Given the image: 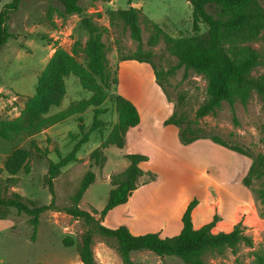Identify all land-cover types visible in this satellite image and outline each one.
<instances>
[{
	"label": "rangeland",
	"instance_id": "1",
	"mask_svg": "<svg viewBox=\"0 0 264 264\" xmlns=\"http://www.w3.org/2000/svg\"><path fill=\"white\" fill-rule=\"evenodd\" d=\"M9 1L11 0H0V9ZM78 2L84 8L81 14H65L61 0H19L18 8L7 20L8 30L13 37L0 48V166L7 152L13 147H28L34 142L40 148V151L32 148L28 161L29 171H20L18 183L7 192L16 191L25 199L34 200L36 204L49 203L52 195L44 180L48 160L57 161L59 155L69 152L83 133L87 132L89 138L76 153L77 160L60 168V172L53 179L54 203L58 210L49 209L40 213L35 239L31 238L32 226L25 213H18L11 207L7 215L0 219V264H82L76 244L80 241L86 225L81 218L71 216L63 208L71 204L70 196L77 190L84 173L90 168L95 178L84 191L79 206L89 211H97L94 215L98 217V211L105 205L112 187L110 176L122 171L128 162L124 158L127 154L126 148L109 145L104 149L106 160L103 165L89 167L90 151L100 144L118 119L113 103L116 65L121 57L131 55L137 49L138 43L131 37L128 27L109 24L106 9L127 8L132 5L140 8L145 16L172 36L194 33L192 7L186 0ZM82 17H89L102 29L101 40L107 50L106 69L109 80L107 84L100 83L99 79L97 82L102 85L105 99L99 105H91L80 113H74L51 124H42L38 131L33 132L31 129L42 118L54 115L71 103L89 98L93 94L91 90L82 87L72 73L62 74L58 58L54 59V70H48L43 77L44 84L39 85L42 71L57 50L72 54L81 64L86 63L84 46L88 31L80 23ZM205 30L206 26L201 24L200 32ZM150 33L151 26L141 20L142 48L153 51L151 58L157 69L163 73V88L174 104L176 115L194 119L195 110L208 97L206 80L192 70H186L184 66L178 67L169 75L164 74L177 59L164 49L162 41L149 47L146 41ZM251 45L264 54V39L252 42ZM252 73L264 74V57ZM60 80L62 94L54 87ZM39 89L40 94L27 103L28 98L33 97ZM57 96L59 100L54 103ZM94 107L101 110L97 115L101 126L90 130ZM193 126L201 127L204 133L215 135L229 145L242 147L250 154H264V99L256 93H252L245 104L238 100L232 104L222 100L214 113L198 118ZM4 133L6 136H3ZM199 151L202 152L200 149ZM203 159L197 158L194 165H207V160L203 162ZM147 172L155 174L152 171ZM5 175L4 172L1 173L2 177ZM147 178L149 179L148 174ZM263 188L264 176L254 179L250 186L260 215L262 203L257 191ZM245 233L251 237V245L240 243L236 248H227L219 255L208 253L205 259L214 264H253L255 252L264 250V224L261 230H245ZM63 239L71 241V244L63 243ZM92 250L96 264H122L112 238L95 234ZM147 251L150 254L146 256L144 264L162 261L158 260L161 256L151 250ZM135 253L137 254L133 258H138L139 251ZM168 257V264H184L176 256Z\"/></svg>",
	"mask_w": 264,
	"mask_h": 264
},
{
	"label": "trees",
	"instance_id": "2",
	"mask_svg": "<svg viewBox=\"0 0 264 264\" xmlns=\"http://www.w3.org/2000/svg\"><path fill=\"white\" fill-rule=\"evenodd\" d=\"M192 7V30L193 34L172 36L163 30L157 23L145 16L140 8L128 6L127 8H108L105 11L109 24H121L128 27L132 38L137 40V49L131 54L121 57V60L135 59L148 62L154 71L156 82L166 94L162 74L152 60V50H143L140 37L141 20L148 22L151 33L146 41L149 47L155 46L159 41L164 43V49L175 56L177 61L170 66L164 74L169 75L180 66L186 70H192L206 80L208 97L195 110L194 119H186L177 116L175 111L165 119V124L172 123L178 128L179 141L188 144L198 138H209L212 141L226 146L234 151L248 156L251 159L242 183L249 187L254 179L264 176V154H250L242 147L229 145L215 135L204 133L201 127L193 126L198 118L209 113H214L222 100L232 104L234 101L245 104L252 93L258 94L264 99V74H253L252 71L262 63L264 54L251 45L259 39H264V0H186ZM65 14H81L84 8L78 0H61ZM130 2V1H129ZM19 0H11L2 5L0 9V48L13 34L8 30L7 20L10 14L18 8ZM100 14V13H98ZM80 23L87 29L88 37L84 46L86 63L81 64L75 57L64 51L57 50L50 58L45 69L39 77V85H43V77L48 70H54V59L62 67V74L72 73L81 86L91 90L93 94L89 98L80 99L71 103L67 108L54 115L42 118L31 129L35 132L42 124H51L62 120L74 113H80L87 107L99 105L105 99L103 84H107L109 73L107 72V50L101 40L102 29L94 24L89 17H82ZM204 24L206 30L200 32V26ZM51 67V68H50ZM100 80V83L97 82ZM117 82L116 74L113 78ZM60 83L54 87L62 94L63 87ZM42 88V87H41ZM40 94V89L33 97L28 98L27 103L34 100ZM167 96V94H166ZM168 97V96H167ZM34 98V99H33ZM57 99L53 101L57 103ZM53 103V104H54ZM114 110L118 115L109 129L107 135L100 144L89 153V167L93 165L102 166L106 160L104 149L109 145L122 148L125 145L127 130L139 122V114L131 101L119 94L113 97ZM43 111L45 109H42ZM99 107L93 109V119L90 130L99 128L101 121L97 119ZM83 130V126L80 125ZM28 130V132H31ZM6 136V133L3 134ZM88 133L83 135L73 144L71 150L65 155H59L57 161L48 160V168L44 180L52 195L47 204H36L32 199H25L16 191L7 192L10 187L18 183V173L28 172L30 169L29 158L32 148L40 151V148L31 142L28 147L16 146L11 148L0 166V218L7 215L9 208H15L18 213H25L28 222L32 226L31 238L35 239L39 224V215L45 210H58L54 203L53 179L60 172V168L70 162L77 160L76 153L81 144L88 140ZM124 157L128 165L120 172L110 176L111 188L103 208L98 211H89L79 206V201L90 183L95 178L94 172L89 168L84 173L77 190L70 196L71 204L63 210L75 218H81L86 229L76 244V251L82 264H96L92 250V242L95 234L106 238H112L115 248L121 258L122 264H141L134 261L130 255L135 250H151L158 256L172 255L180 258L184 264H214L206 260L205 256L210 254H222L225 249L236 248L240 243L252 244L251 237L245 233V225L237 222L229 231L212 232L216 216L198 228H194L191 220V211L196 199L190 201L181 216L182 228L179 233L172 236H160L158 232H146L143 234H132L125 225L115 228L105 226L101 218L114 206L127 201L131 192L139 185V177L148 174L149 179H154L151 172L143 171L139 163L147 160V156L141 153H127ZM4 172L6 175L1 176ZM262 203L261 217L264 218V188L257 191ZM63 243L71 244V241L63 239ZM253 264H264V250L256 252Z\"/></svg>",
	"mask_w": 264,
	"mask_h": 264
},
{
	"label": "crops",
	"instance_id": "3",
	"mask_svg": "<svg viewBox=\"0 0 264 264\" xmlns=\"http://www.w3.org/2000/svg\"><path fill=\"white\" fill-rule=\"evenodd\" d=\"M116 78L115 94L131 101L139 114V122L126 132L124 148L127 153L146 155L147 160L139 166L156 176L148 180L146 173L141 175L127 201L108 210L102 224L111 228L125 225L135 235L158 232L162 237L172 236L181 230V216L196 199L191 211L194 228L216 216L212 232L229 231L237 222H242L246 231L261 230L264 219L251 189L242 183L251 159L209 138L180 143L179 128L164 122L174 111V104L156 82L148 62L120 60ZM200 157L207 165H194ZM136 251L140 255L133 258ZM149 254L146 249L130 253L141 264ZM168 256L172 255L161 256L158 260L162 261L156 264H168Z\"/></svg>",
	"mask_w": 264,
	"mask_h": 264
}]
</instances>
